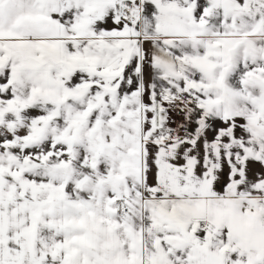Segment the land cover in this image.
<instances>
[{"label":"snow or ice","instance_id":"1","mask_svg":"<svg viewBox=\"0 0 264 264\" xmlns=\"http://www.w3.org/2000/svg\"><path fill=\"white\" fill-rule=\"evenodd\" d=\"M0 264H264V0H0Z\"/></svg>","mask_w":264,"mask_h":264}]
</instances>
